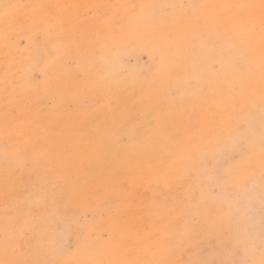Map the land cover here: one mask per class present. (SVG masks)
Wrapping results in <instances>:
<instances>
[{
	"label": "rangeland",
	"instance_id": "obj_1",
	"mask_svg": "<svg viewBox=\"0 0 264 264\" xmlns=\"http://www.w3.org/2000/svg\"><path fill=\"white\" fill-rule=\"evenodd\" d=\"M127 1L0 0V261L264 264V0Z\"/></svg>",
	"mask_w": 264,
	"mask_h": 264
},
{
	"label": "bare ground",
	"instance_id": "obj_2",
	"mask_svg": "<svg viewBox=\"0 0 264 264\" xmlns=\"http://www.w3.org/2000/svg\"><path fill=\"white\" fill-rule=\"evenodd\" d=\"M1 1H2V0H1ZM5 1H6V0H5ZM7 1H8V0H7ZM18 1H19V0H18ZM28 1H29V0H28ZM31 1H32V0H31ZM34 1H35V0H34ZM55 1H57V0H55ZM118 1H120V0H118ZM124 1H125V0H124ZM128 1H129V0H128ZM128 1H127V2H128ZM134 1H135V0H134ZM162 1H163V0H162ZM175 1H176V0H175ZM242 1H243V0H242ZM244 1H245V0H244ZM11 2H12V1H11ZM11 2H10V3H11ZM13 2H14V1H13ZM50 2H51V1H50ZM108 2H109V1H108ZM136 2H137V1H136ZM164 2H165V1H164ZM201 2H202V1H201ZM226 2H227V1H226ZM232 2H233V1H232ZM237 2H238V1H237ZM239 2H240V1H239ZM262 2H263V1H262ZM7 3H8V2H7ZM102 3H103V2H102ZM165 3H166V2H165ZM176 3H177V2H176ZM180 3H181V2H180ZM189 3H190V2H189ZM195 3H196V2H195ZM242 3H244V2H242ZM252 3L254 4V1H253V0H252ZM5 4H6V3H5ZM5 4H4V5H5ZM28 4H29V3H28ZM45 4H46V3H45ZM67 4H68V3H67ZM107 4H108V3H107ZM126 4H127V3H126ZM128 4H129V3H128ZM136 4H138V3H136ZM150 4H151V3H150ZM158 4H159V3H158ZM187 4H188V3H187ZM198 4H199V3H198ZM238 4H239V3H238ZM64 5H65V4H64ZM171 6H172V5H171ZM180 6H181V5H180ZM192 6H193V5H192ZM239 6H240V4H239ZM16 7H17V6H16ZM28 7H29V6H28ZM30 7H31V6H30ZM32 7H33V6H32ZM40 7H43V6H40ZM85 7H86V6H85ZM164 7H165V6H164ZM187 7H188V6H187ZM233 7H234V6H233ZM233 7H232V8H233ZM244 7L246 8L247 6H244ZM244 7H243V8H244ZM250 7H251V5H250ZM250 7L248 6V7L246 8V9H247V12L250 10ZM258 7H259V6H258ZM24 8H25V7H24ZM75 8H76V7H75ZM75 8H73L74 11H75ZM158 8H159V7H157V9H158ZM169 8H170V7H169ZM169 8H167V9L169 10ZM234 8H235V7H234ZM14 9H15V8H14ZM139 9H140V8H139ZM144 9H145V8H143V10H144ZM235 9H236V8H235ZM252 9H257V8H252ZM106 10H107V9H106ZM129 10H130V9H129ZM159 10H161V8H160ZM243 10H244V9H243ZM6 11H7V10H6ZM93 11H94V10H93ZM109 11H110V10H109ZM155 11H156V10H155ZM195 11H196V10H195ZM197 11H198V10H197ZM201 11H202V10H201ZM232 11H233V9H232ZM240 11H241V10H240ZM18 12H19V11H18ZM22 12H23V11H22ZM26 12H27V11H26ZM69 12H70V11H69ZM111 12H112V11H111ZM158 12H159V11H158ZM158 12H157V13H158ZM241 12H243V11H241ZM250 12H251V11H250ZM2 13H3V12H2ZM10 13H11V12H10ZM23 13H24V12H23ZM23 13H22V15H23ZM163 13H164V12H163ZM176 13H177V12H176ZM210 13H211V12H210ZM255 13H256V12H255ZM16 14H18V13H16ZM83 14H84V13H83ZM103 14H104V13H103ZM154 14H156V13H154ZM164 14H166V13H164ZM261 14H262V13H261ZM24 15H25V14H24ZM27 15H28V13H27ZM109 15H110V14H109ZM203 15H204V14H203ZM213 15H214V14H213ZM262 15H264V12H263ZM0 16H1V15H0ZM19 16H20V15H19ZM183 16H184V15H183ZM183 16H182V17H183ZM187 16H188V15H187ZM193 16H194V15H193ZM200 16H201V15H200ZM246 16H247V14H246ZM7 17H8V16H7ZM7 17H5V18H6V20H5L6 23H7ZM12 17H13V16H12ZM23 17H25V16H22V18H23ZM124 17H125V16H124ZM135 17H136V16H135ZM203 17H204V16H203ZM259 17H260V16H259ZM0 18H1V17H0ZM10 18H11V17H10ZM14 18H15V17H14ZM30 18H31V17H30ZM199 18H200V17H199ZM228 18H229V17H228ZM1 19H3V18H1ZM27 19H28V18H27ZM31 19H32V18H31ZM31 19H30V20H31ZM126 19H127V18H126ZM184 19H185V18H184ZM203 19H204V18H203ZM203 19H202V20H203ZM251 19H252V18H251ZM25 20H26V19H25ZM39 20H40V19H39ZM111 20H112V19H111ZM111 20H109V21H111ZM113 20H114V19H113ZM127 20H128V19H127ZM146 20H147V19H146ZM178 20H179V19H178ZM180 20H181V19H180ZM230 20H231V19H230ZM262 20H263V19H262ZM262 20H261V21H262ZM13 21H14V20H13ZM42 21H43V20H42ZM147 21H148V20H147ZM173 21H174V19H173ZM209 21H210V20H209ZM21 22H23V21H21ZM36 22H38V21H36ZM187 22H189V21H187ZM193 22H194V21H193ZM203 22H204V21H203ZM229 22H230V21H229ZM6 23H5V24H6ZM14 23H15V22H14ZM194 23H195V22H194ZM207 23H208V21H207ZM227 23H228V22H227ZM261 23H262V22H261ZM261 23L259 22V20H252V21H249V22H248V21H245L244 24L242 23L243 26L241 27V30L244 31V32H249L251 29H253V28H258V26H261ZM0 24H1V23H0ZM3 24H4V23H3ZM24 24H25V23H24ZM30 24H31V23H30ZM34 24H35V23H34ZM34 24H32V25H34ZM174 24H175V23H174ZM1 25H2V24H1ZM17 25H18V24H17ZM21 25H22V24H21ZM26 25H27V23H26ZM26 25H25V26H26ZM38 25H39V23H38ZM196 25H197V24H196ZM13 26H14V25H13ZM19 26H20V25H18V27H19ZM27 26H28V25H27ZM39 26H40V25H39ZM42 26H43V25H42ZM170 26H171V25H170ZM175 26H176V24H175ZM205 26H208V25H205ZM237 26H238V25H237ZM21 27L23 28V26H21ZM32 27H33V26H32ZM45 27H46V26H44V28H45ZM50 27H51V26H50ZM165 27H166V26H165ZM168 27H169V26H168ZM8 28H9V27H8ZM24 28H25V27H24ZM24 28H23V29H24ZM41 28H42V27H41ZM188 28H189V27H188ZM192 28H193V27H192ZM194 28H195V27H194ZM235 28H236V27H235ZM0 29H1V28H0ZM2 29H3V28H2ZM11 29H12V28H11ZM23 29H21L22 32H23ZM98 29H100V28H98ZM163 29H164V28H163ZM180 29H182V28H180ZM209 29H210V28H209ZM239 29H240V28H239ZM262 29H263V27H262ZM262 29H261V30H262ZM17 30H18V29H17ZM52 30H54V29H52ZM115 30H116V29H115ZM196 30H197V29H196ZM230 30H231V29H230ZM48 31H49V30H48ZM117 31H118V30H117ZM117 31H116V32H117ZM186 31H188V30H186ZM239 31H240V30H239ZM4 32H5V31H4ZM15 32H17V31L15 30ZM113 32H114V31H113ZM178 32H179V31H178ZM209 32H210V31H209ZM212 32H213V30H212ZM229 32H230V31H229ZM46 33H47V32H46ZM46 33H45V34H46ZM48 33H49V32H48ZM185 33H186V32H185ZM194 33H195V32H194ZM198 33H199V32H198ZM1 34H2V32H1ZM18 34H19V33H18ZM26 34H27V33H26ZM26 34H25V35H26ZM42 34H43V33H42ZM45 34H44V36H46ZM49 34H50V33H49ZM49 34H48V35H49ZM66 34H67V32H66ZM188 34H189V33H188ZM262 34H263V33H262ZM9 35H10V34H9ZM28 35H29V34H28ZM52 35L54 36V34H52ZM56 35H57V34H56ZM62 35H63V34H62ZM184 35H185V34H184ZM191 35H193V33H192ZM219 35H220V33H219ZM236 35H237V34H236ZM5 36H6V35H5ZM35 36H36V35H35ZM41 36H42V35H41ZM41 36H40V37H41ZM53 36H51V37H53ZM57 36H58V35H57ZM60 36H61V35H60ZM175 36H176V35H175ZM214 36H215V32H214ZM221 36H222V35H221ZM228 36H229V34H228ZM256 36H257V34H256ZM21 37H22V36H21ZM181 37H182V36H181ZM199 37H200V36H199ZM199 37H198V38H199ZM2 38H3V37H2ZM31 38H32V37H31ZM33 38H34V37H33ZM35 38H36V37H35ZM46 38H47V37H46ZM211 38H212V37H211ZM211 38H210V39H211ZM231 38H233V37H231ZM247 38H248V37H247ZM12 39H13V38H12ZM14 39H15V38H14ZM20 39H21V38H20ZM38 39H39V38H38ZM42 39H43V37H42ZM52 39H53V38H52ZM55 39H57V38H55ZM65 39H67V38H65ZM195 39H196V38H195ZM200 39L202 40V38H200ZM216 39H217V38H216ZM17 40H19V39H17ZM24 40H25V38H24ZM27 40H28V39H27ZM60 40H61V39H60ZM156 40H157V39H156ZM237 40H238V39H237ZM5 41H6V39H5ZM11 41H12V40H11ZM11 41H9V42H11ZM57 41H58V40H57ZM62 41H64V40H62ZM210 41H211V40H210ZM210 41H209V42H210ZM212 41H213V39H212ZM212 41H211V42H212ZM214 41H215V40H214ZM225 41H226V40H225ZM243 41H244V40H243ZM18 42H19V41H18ZM53 42H54V41H53ZM188 42H189V41H188ZM199 42H200V41H199ZM240 42H241V41H240ZM50 43H51V42H50ZM60 43H62V42H60ZM67 43H69V42H67ZM118 43H119V42H118ZM219 43H220V42H219ZM224 43H225V42H224ZM1 44H2V43H1ZM42 44H43V43H42ZM69 44H70V43H69ZM166 44H167V43H165L164 45H166ZM201 44H202V43H201ZM231 44H232V43H231ZM6 45H8V44L6 43ZM9 45H10V44H9ZM32 45H33V44H32ZM37 45H38V44H37ZM39 45H40V44H39ZM43 45H45V44H43ZM67 45H68V44H67ZM124 45H125V44H124ZM207 45H208V44H207ZM224 45H225V44H224ZM245 45H247V44H245ZM34 46H35V45H34ZM63 46H64V45H63ZM137 46H138V45H137ZM149 46H150V44H149ZM166 46H167V45H166ZM201 46H202V45H201ZM209 46H210V45H209ZM220 46H221V45H220ZM228 46H229V45H228ZM232 46H233V45H232ZM232 46H231V47H232ZM234 46H235V44H234ZM46 47H47V44H46L45 48H46ZM52 47H53V46H52ZM95 47H96V46H95ZM115 47H116V46H115ZM243 47H244V46H243ZM3 48H4V46H3ZM8 48H9V46H8ZM29 48H30V47H29ZM47 48H48V47H47ZM96 48H97V47H96ZM146 48H147V47H146ZM188 48H189V47H188ZM193 48H194V47H193ZM198 48H199V47H198ZM121 49H122V48H121ZM196 49H197V48H196ZM215 49H217V48H215ZM218 49L220 50V48H218ZM4 50H5V49H4ZM4 50H3V51H4ZM7 50H8V49H7ZM18 50H19V49H18ZM29 50H30V49H29ZM29 50H28V51H29ZM43 50H44V49H43ZM55 50H56V49H55ZM61 50H62V49H61ZM118 50H119V49H118ZM189 50H190V49H189ZM198 50H199V49H198ZM202 50H203V49H202ZM260 50H261V49H260ZM10 51H11V50H10ZM14 51H15V50H14ZM24 51H25V50H24ZM144 51H145V50H144ZM199 51H200V50H199ZM203 51H205V50H203ZM245 51H246V50H245ZM62 52H63V51H62ZM134 52H135V51H134ZM193 52H194V51H193ZM210 52H211V51H210ZM219 52H220V51H219ZM221 52H222V51H221ZM225 52H226V50H225ZM227 52H228V51H227ZM4 53H5V51H4ZM4 53H3V54H4ZM119 53H120V52H119ZM161 53H162V52H161ZM174 53H175V52H174ZM187 53H188V52H187ZM187 53H186V54H187ZM189 53H190V52H189ZM206 53H208V52H206ZM231 53H232V52H231ZM13 54H14V52H13ZM16 54H17V52H16ZM42 54H43V53H42ZM57 54H58V53H57ZM62 54H63V53H62ZM62 54H60V55H62ZM83 54H84V53H83ZM116 54H117V53H116ZM122 54H123V53H122ZM175 54H176V53H175ZM195 54H196V52H195ZM219 54H220V53H219ZM229 54H230V53H229ZM232 54H233V53H232ZM1 55H2V54H1ZM14 55H15V54H14ZM38 55H41L40 52H39ZM99 55H100V54H99ZM123 55H124V54H123ZM223 55H224V54H223ZM234 55L236 56V54H234ZM254 55H255V53H254ZM4 56H5V55H4ZM21 56H22V55H20V57H21ZM44 56H45V55H44ZM88 56H89V55H88ZM94 56H95V55H94ZM96 56H97V54H96ZM110 56H111V55H110ZM118 56H119V54H118ZM151 56H152V55H151ZM190 56H191V54H190ZM196 56H197V55H196ZM198 56H199V54H198ZM210 56H211V55H210ZM214 56H215V55H214ZM6 57H7V56H6ZM13 57H15V56H13ZM24 57H26V56H24ZM27 57H28V56H27ZM32 57H33V56H32ZM52 57H54V56H52ZM158 57H159V56H158ZM193 57H194V56H193ZM203 57H204V56H203ZM226 57H228V56H226ZM226 57H224V59H225ZM44 58H45V57H44ZM56 58H58V57H56ZM72 58H73V57H72ZM80 58H81V57H80ZM88 58H89V57H88ZM91 58H92V56H91ZM95 58H96V57H94V59H95ZM103 58H104V57H103ZM154 58H155V57H154ZM168 58H169V57H168ZM190 58H191V57H190ZM199 58H200V56H199ZM222 58H223V57H222ZM255 58H256V55H255ZM1 59H2V58H1ZM6 59H7V58H6ZM31 59H32V58H31ZM50 59H51V58H50ZM104 59H105V58H104ZM155 59H156V58H155ZM157 59H158V58H157ZM207 59L210 60L208 57H207ZM231 59H232V58H231ZM231 59H230V60H231ZM256 59H259V58H256ZM12 60H13V59H12ZM16 60H17V58H16ZM32 60H34V59H32ZM53 60H54V59H53ZM98 60H99V59H98ZM185 60H186V59H185ZM217 60H218V58H217ZM220 60H221V59H220ZM2 61H3V60H2ZM47 61H48V60H47ZM60 61H61V60H60ZM84 61H85V60H84ZM88 61H89V60H88ZM88 61H87V62H88ZM110 61H111V60H110ZM116 61H117V60H116ZM164 61H165V60H164ZM164 61H163V64L165 63ZM175 61H176V59H175ZM188 61L190 62L191 59L188 60ZM195 61H196V60H195ZM210 61H211V60H210ZM212 61H213V60H212ZM223 61H225V60H223ZM249 61H250V60H249ZM8 62H9V61H8ZM44 62H45V61H44ZM50 62H51V61H50ZM54 62H55V61H54ZM99 62H100V61H99ZM113 62H114V61H113ZM151 62H152V61H151ZM189 62H188V63H189ZM261 62H262V61H261ZM14 63H15V62H14ZM29 63H30V62H29ZM32 63H33V61H32ZM37 63H38V61H37ZM51 63H53V61H52ZM64 63H65V62H64ZM79 63H80V62H79ZM115 63H116V62H115ZM157 63H158V62H157ZM186 63H187V62H186ZM188 63H187V65H188ZM190 63H191V62H190ZM212 63H213V62H212ZM216 63H217V62H216ZM259 63H260V60H259ZM259 63L256 62V65L259 64ZM58 64H59V63H58ZM76 64H77V63H76ZM153 64H154V63H153ZM153 64H152V65H153ZM192 64H193V63H192ZM198 64H199V63H198ZM229 64H230V63H229ZM249 64H250V63H249ZM251 64H252V63H251ZM251 64H250V65H251ZM261 64H262V63H261ZM29 65H31V64H29ZM54 65H55V63H54ZM116 65H117V64H116ZM120 65H121V64H120ZM164 65H165V64H164ZM212 65H215V64H212ZM239 65H240V64H239ZM254 65H255V63H254ZM51 66H52V65H51ZM58 66H59V65H58ZM123 66H124V65H123ZM184 66H185V65H184ZM200 66H201V65H200ZM52 67H53V66H52ZM107 67H109V66H107ZM117 67H118V65H117ZM117 67H116V68H117ZM140 67H141V66H140ZM182 67H183V66H182ZM195 67H196V66H195ZM204 67H205V66H204ZM210 67H211V66H210ZM248 67H249V66H248ZM11 68H12V67H11ZM48 68H49V67H48ZM101 68H102V67H101ZM124 68H125V67H124ZM154 68H155V67H154ZM159 68H161V67H159ZM186 68H187V67H186ZM186 68H184V69H186ZM205 68H206V67H205ZM205 68H204V69H205ZM254 68H255V67H254ZM2 69H3V68H2ZM30 69H31V68H30ZM102 69H103V68H102ZM194 69H195V68H194ZM194 69H193V70H194ZM248 69H249V68H248ZM31 70H32V69H31ZM52 70H54V69H52ZM63 70H64V69H63ZM105 70H106V69H105ZM189 70H190V68H189ZM189 70H187V71H189ZM191 70H192V69H191ZM191 70H190V71H191ZM208 70H209V69H208ZM211 70H212V69H211ZM216 70H217V69H216ZM253 70H254V69H253ZM260 70H262V69H260ZM3 71H4V69H3ZM55 71H56V70H55ZM161 71H162V70H161ZM196 71H198V70H196ZM256 71H258V70H256ZM256 71H255V72H256ZM43 72H44V70H43ZM79 72H80V71H79ZM200 72H201V71H200ZM205 72H206V71H205ZM208 72H209V71H208ZM234 72H235V71H234ZM259 72H260V71H259ZM259 72H258V73H259ZM1 73H2V72H1ZM5 73H6V72H5ZM56 73H57V72H56ZM63 73H64V72H63ZM65 73H66V72H65ZM65 73H64V74H65ZM104 73H105V72H104ZM195 73H196V72H195ZM195 73H194V74H195ZM210 73H211V71H210ZM214 73H215V72H214ZM235 73H236V72H235ZM49 74H50V73H49ZM54 74H55V73L53 72V75H54ZM61 74H62V73H61ZM101 74H102V73H101ZM144 74H145V73H144ZM148 74H149V73H148ZM160 74H161V72H160ZM185 74H186V73H185ZM185 74H184V75H185ZM200 74H201V73H200ZM205 74H206V73H205ZM205 74L202 73V75H205ZM246 74H247V73H246ZM252 74H253V72H252ZM82 75H83V74H82ZM104 75H105V74H104ZM172 75H173V74H172ZM189 75H190V74H189ZM192 75H193V72H192ZM195 75H197V74H195ZM241 75H243V74H241ZM244 75H245V74H244ZM244 75H243V76H244ZM254 75H255V73H254ZM98 76H99V75H98ZM154 76H155V75H154ZM190 76H191V75H190ZM255 76H256V75H255ZM53 77H54V76H53ZM58 77H60V76H58ZM61 77H62V76H61ZM61 77H60V78H61ZM76 77H77V76H76ZM78 77H79V76H78ZM81 77H82V76H81ZM93 77H94V76H93ZM215 77H217V76H215ZM257 77H260V76H257ZM46 78H48V77H46ZM64 78H65V77H64ZM96 78H97V77H96ZM182 78H183V77H182ZM260 78H261V77H260ZM57 79H59V78H57ZM82 79H83V78H82ZM93 79H95V78H93ZM102 79H103V78H102ZM225 79H226V78H225ZM63 80H64V79H63ZM73 80H74V79H73ZM76 80H78V79H76ZM89 80H90V78H89ZM195 80L197 81V78H196ZM195 80H193V81H195ZM211 80H212V79H211ZM259 80H260V79H259ZM61 81H62V80H61ZM94 81H95V80H94ZM173 81H174V80H173ZM176 81H177V80H176ZM180 81L182 82L181 78H180ZM180 81H179V82H180ZM26 82H27V81H26ZM46 82H47V80H46ZM59 82H60V81H59ZM74 82H75V81H74ZM78 82H79V81H78ZM78 82H77V83H78ZM85 82H86V80H85ZM181 82H180V83H181ZM184 82H185V81H184ZM189 82H190V81H189ZM206 82H207V81H206ZM253 82H254V81H253ZM260 82H261V81H260ZM60 83H61V82H60ZM62 83H63V82H62ZM82 83H83V82H82ZM82 83H81V84H82ZM97 83H98V82L96 81V84H97ZM40 84H41V83H40ZM75 84H76V83H75ZM79 84H80V83H79ZM91 84H93V81H92ZM91 84H90V85H91ZM103 84H104V83H103ZM185 84H188V82L185 83ZM196 84H198V82H197ZM196 84H195V85H196ZM257 84H259V82H257ZM43 85H44V84H43ZM76 85H77V84H76ZM86 85H87V84H86ZM244 85H245V84H244ZM49 86H50V85H49ZM77 86H78V85H77ZM97 86H99V85H97ZM190 86H191V85H190ZM251 86H252V85H251ZM50 87H51V86H50ZM93 87H94V86H93ZM188 87H189V86H188ZM254 87H255V86H253V88H254ZM42 88H43V87H42ZM54 88H55V87H53V88H51V89H54ZM103 88H104V87H103ZM233 88H234V87H233ZM257 88H258V87H257ZM55 89H56V88H55ZM57 89H58V88H57ZM97 89H98V87H97ZM104 89H105V88H104ZM118 89H120V88H118ZM194 89H195V87H194ZM203 89H204V88H203ZM249 89H250V88H249ZM255 89H256V88H255ZM39 90H40V89H39ZM58 90H59V89H58ZM76 90H77V89H76ZM122 90H123V89H122ZM48 91H49V90H48ZM83 91H84V90H83ZM87 91H88V90H87ZM95 91H96V90H95ZM192 91H193V90H192ZM251 91H253V90H251ZM42 92H43V91H42ZM52 92H53V91H52ZM84 92H85V91H84ZM92 92H93V90H92ZM106 92H107V91H106ZM106 92H105V94H106ZM113 92H114V91H113ZM126 92H127V91H126ZM205 92H206V90H205ZM219 92H220V91H219ZM241 92H242V91H241ZM245 92H247V91H245ZM248 92H249V91H248ZM253 92H254V91H253ZM263 92H264V91H263ZM70 93H71V92H70ZM108 93H110V92H108ZM170 93H171V92H170ZM234 93H235V92H234ZM65 94H66V93H65ZM74 94H75V93H74ZM90 94H91V93H90ZM197 94H198V93H197ZM213 94H214V93H213ZM243 94H244V93H243ZM261 94H262V92H261ZM49 95H50V94H49ZM55 95H56V94H55ZM171 95H172V94H171ZM244 95H246V94H244ZM257 95H258V94H257ZM68 96H69V95H68ZM73 96H74V95H73ZM81 96H82V95H81ZM123 96H124V95H123ZM169 96H170V95H169ZM221 96H222V95H221ZM239 96H240V95H239ZM247 96H248V95H247ZM57 97H58V96H57ZM62 97H63V95H62ZM114 97H117V96H114ZM202 97H203V95H202ZM242 97H243V96H242ZM255 97H256V96H255ZM64 98H65V97H64ZM68 98H69V97H68ZM74 98H75V97H74ZM80 98H81V97H80ZM119 98H120V97H119ZM235 98H236V97H235ZM252 98H253V97H252ZM61 99H62V98H61ZM99 99H101V98L99 97ZM117 99H118V98H117ZM178 99H179V98H178ZM208 99H209V98H208ZM245 99H246V97H245ZM245 99H244V100H245ZM249 99H251V98H249ZM260 99H261V98H260ZM260 99H259V100H260ZM65 100H66V99H65ZM73 100H74V99H73ZM73 100H72V101H73ZM81 100H82V99H81ZM188 100H189V99H188ZM251 100H252V99H251ZM55 101H56V100H55ZM58 101H59V100H58ZM119 101H120V100H119ZM263 101H264V100H263ZM122 102H124V101H122ZM177 102H178V101H177ZM71 103H72V102H71ZM120 103H121V102H119V104H120ZM158 104H159V103H158ZM184 104H185V103H184ZM258 104H259V103H258ZM60 105H61V104H60ZM231 105H232V104H231ZM61 106H62V105H61ZM256 106H257V105H256ZM142 107H143V106H142ZM231 107H232V106H231ZM249 107H251V105H250ZM2 109H3V108H2ZM250 109H251V108H250ZM257 109H258V108H257ZM123 110H125V109H123ZM169 111H170V110H169ZM171 111H172V109H171ZM251 111H252V110H251ZM249 112H250V111H249ZM262 112H263V111H261V113H262ZM248 115H250V114H248ZM117 116H118V114H117ZM251 116H252V115H251ZM129 118H130V117H129ZM142 120H143V119H141V122H142ZM145 124L147 125V123H145ZM132 126H133V125H132ZM144 126H145V125H144ZM216 126H217V125H214V128H215L214 131H216V132L220 135V133H219V131H218V127H216ZM132 128H133V127H132ZM143 128H144V127H143ZM145 129H146V128H145ZM90 130H91V129H90ZM95 130H96V129H95ZM146 130H147V129H146ZM147 131H148V130H147ZM147 131H146V132H147ZM132 133L134 134V132H132ZM140 134H141V133H140ZM146 134H149V133H146ZM137 135H138V134H137ZM142 135H143V134H142ZM150 135H151V134H150ZM132 136H133V135H132ZM134 136H135V135H134ZM134 136H133V137H134ZM148 136H149V135H148ZM141 137H142V136H141ZM145 137H146V136H145ZM137 138H138V137H137ZM142 138H144V137H142ZM137 140H138V139H137ZM137 140H136V141H137ZM165 140H166V139H165ZM167 140H168V139H167ZM142 141H143V140H142ZM137 142H138V141H137ZM185 142H186V141H185ZM142 143L145 144L144 142H141V144H142ZM167 144H168V143H167ZM173 146H174V145H173ZM51 151H52V150H51ZM53 151H54V150H53ZM169 152H170V151H169ZM53 153H54V152H53ZM173 153H174V152H173ZM249 155H250V154H249ZM249 155H248V156H249ZM197 159H198V158H197ZM242 159H244V158H242ZM242 159H241V160H242ZM121 160H122V159H121ZM243 161L245 162V159H244ZM256 161H257V160H256ZM210 162H211V161H210ZM239 162H240V161H239ZM257 162H258V161H257ZM185 164H186V163H185ZM251 164H253V163H251ZM262 164H264V163H262ZM260 165H261V164H260ZM133 166H134V165H133ZM135 166H136V165H135ZM206 166H207V165H206ZM208 166H209V165H208ZM211 169H212V167H211ZM248 169H249V167H248ZM258 170H259V169H258ZM209 171H211V170H209ZM251 172H252V171H251ZM254 172H255V171H254ZM260 172H261V171H260ZM262 172H263V171H262ZM262 172L259 173V171H258L259 174H262ZM210 174H211V173H210ZM120 175H121V174H120ZM120 175H119V176H120ZM110 177H111V176H110ZM212 178H213V177H212ZM109 180H110V179H109ZM189 181H191V180H189ZM193 181H194V180H193ZM117 182H118V181H117ZM186 182H187V181H186ZM186 182H185V183H186ZM191 182H192V181H191ZM110 183H111V182H110ZM193 183H194V182H193ZM5 184H6V183H5ZM187 184H190V183L187 182ZM191 185H192V184H191ZM242 187H243V186H242ZM107 191H108V190H107ZM107 191H106V192H107ZM117 194H118V193H117ZM200 194H201V193H200ZM99 195H100V194H99ZM108 195H109V194H108ZM110 195H111V194H110ZM104 197H105V196H104ZM110 197H111V196H110ZM99 199H101V198H99ZM105 200H106V199H105ZM107 201H108V200H107ZM115 201H116V199H115ZM97 203H98V202H97ZM112 203H113V202H112ZM95 204H96V203H95ZM137 204H138V203H137ZM149 204H150V203H149ZM111 205H112V204H111ZM97 206L99 207V206H101V205H97ZM110 207H111V206H110ZM99 208H100V207H99ZM109 209H110V208H109ZM95 210H96V209H95ZM97 210H98V209H97ZM101 210H102V209H101ZM109 212H112V211H109ZM150 218H151V217H150ZM164 227H166V226H164Z\"/></svg>",
	"mask_w": 264,
	"mask_h": 264
},
{
	"label": "snow or ice",
	"instance_id": "obj_3",
	"mask_svg": "<svg viewBox=\"0 0 264 264\" xmlns=\"http://www.w3.org/2000/svg\"><path fill=\"white\" fill-rule=\"evenodd\" d=\"M9 5H4V8L7 9ZM0 264H15L14 261H9V260H2L0 261Z\"/></svg>",
	"mask_w": 264,
	"mask_h": 264
}]
</instances>
